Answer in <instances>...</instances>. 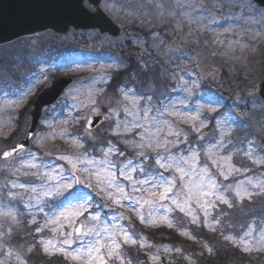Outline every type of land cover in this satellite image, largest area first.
Wrapping results in <instances>:
<instances>
[{
	"label": "snow or ice",
	"instance_id": "snow-or-ice-1",
	"mask_svg": "<svg viewBox=\"0 0 264 264\" xmlns=\"http://www.w3.org/2000/svg\"><path fill=\"white\" fill-rule=\"evenodd\" d=\"M254 3L264 7V0H249L244 7L256 11ZM35 6L55 9L63 6V0H35ZM187 7L191 9L193 6L189 4ZM187 15L191 19L192 13ZM10 25V21L0 16V32ZM120 91L123 97V117L120 114L121 107H118L110 109L104 120H114L110 128L113 135L128 137L122 142L136 153L135 159L128 157L125 151L111 141L100 146V155H93L84 149V143L79 137L69 136L66 129L59 135L70 139L75 148L82 150L76 154H57L55 160L63 161V164L41 160L34 152L26 151L24 144H17L0 153V159L18 165L11 168V176L19 177L22 174L33 176L39 181L25 183L12 179L0 186V197L6 195L11 202L19 196L17 204H22L30 217L27 223L36 225L35 243L27 245V254L21 251L24 245L14 248L9 244L5 248L0 243V254L8 261L14 259L15 264H28V256L39 245L45 255L60 254L69 264H125L127 256L122 250L123 245L151 247L145 238L137 237L123 223L126 218L122 213L102 218L100 204L94 205L93 191L106 201L105 206L110 202L112 206L127 207L141 223L153 226L163 224L172 228L175 225L172 213L178 210L189 218L190 223L197 226L202 223L203 227L214 232L218 230V225H222L220 215H224H213L217 202L233 207L229 194L237 201L251 200L256 193L249 190V185L264 194V178H249L235 184L222 185L211 170L215 168L224 180L241 171L232 163L231 152L225 151L231 144L230 140L225 139L230 131L229 118L221 117L217 120L219 138L202 149L190 143L188 134L177 128L168 117L178 118L190 124L192 132L200 133L201 129L207 127V121L202 117L203 105L191 113L179 111L177 104L188 108L184 100L156 108L150 96L142 102L134 89L124 88ZM183 91L191 95L192 88L184 84ZM88 102L93 106L96 104L91 92L88 94ZM92 111L96 113L98 110L93 107ZM210 111L214 112L215 109ZM85 119V131L91 135L93 119ZM199 139H203V136L200 135ZM92 147L95 148V145ZM146 150H151L154 155H149ZM202 154L208 158L211 166L209 163H201ZM248 155L251 158L252 152L249 151ZM255 162L264 165V160ZM80 187L86 191H79ZM21 215L16 204H4L0 209V218L10 220L12 224H20ZM45 230L50 231L52 236L40 235ZM254 232L255 226L249 224L239 238L225 235L224 239L244 252L264 249V221L255 236ZM12 233L13 228L10 226V238ZM4 235L0 231V241H3ZM187 235L190 239H196L190 233ZM164 251L171 249L164 246ZM151 259L158 260L159 256L153 255ZM0 264H6V260L0 259ZM128 264L132 262L128 261Z\"/></svg>",
	"mask_w": 264,
	"mask_h": 264
},
{
	"label": "rangeland",
	"instance_id": "rangeland-1",
	"mask_svg": "<svg viewBox=\"0 0 264 264\" xmlns=\"http://www.w3.org/2000/svg\"><path fill=\"white\" fill-rule=\"evenodd\" d=\"M247 3H249L247 0H134L133 2L123 4L105 2L102 5V9L115 22L125 28V31L116 41H111L106 37L100 38L95 33H70L62 38L51 36L39 38L38 40L40 41L45 38L41 41L42 45H47V47L52 45L51 48H54L53 54L58 50L57 47L59 45L61 50L60 56L64 54L68 58L63 64H44L43 61L46 56L38 57L37 54L32 53L31 48L35 52H39V44L35 42L29 46L31 48L27 52H20V54L10 56V75L21 72L22 67L20 64L24 68H29L34 57L36 61L39 60L36 62L38 76L31 80L29 86L26 88L22 87L21 83L18 86L13 85L6 78L0 80V140L5 139L14 130L12 126L5 123L8 120V112L11 110L30 109L36 95L43 88H46L52 79L60 77L73 79L72 86L57 103V105L63 104L65 107L67 104H71L68 108V117L79 114L85 120L90 115H108L110 109L118 107H121L120 114L123 117L122 93L119 91L117 95H114L107 92L106 83L110 78L111 71L126 69L128 67V64L124 62L125 56H122L120 50L125 44L132 43L136 46L135 48L140 49L142 58L146 62H150L154 59L153 57H156L166 68L172 71L169 80L171 83L167 84L166 88L167 98L166 100H159L160 105L155 106L156 108L162 107L163 104L170 105L184 100L188 108L185 109L177 104L179 111L191 113L199 105H203L202 114L206 112L209 116L213 113L210 109L217 111L222 107L224 101H230V112L227 116H224L225 118H229L230 123L228 127L231 125V118L233 125L241 127L246 136L249 137L246 143V156L249 162L254 168L263 169L260 172V177H244L238 181L249 178H264V165L255 162L264 160V103L257 99L247 100L243 95L246 85L256 83L264 78V70L259 71V73L263 74L262 76L255 75L256 72L252 73L253 70H251V67L256 64L254 62L261 61L264 58V20L260 18L264 17L262 16V11H259L257 7L254 6L256 11L244 7ZM189 4L193 6L191 9L187 7ZM188 13H192L191 19H189ZM255 15L257 16L256 18L254 17ZM247 18H251L252 22L248 21ZM133 25L136 28L146 27L144 30L147 34H137L134 36L132 31ZM81 34H85L83 36L86 39L83 40L79 37ZM95 39L99 47L105 52L102 49L96 54L94 51H91ZM51 40L54 42H51ZM85 40L88 42V44H83L87 48V56L82 53V46L78 45L85 42ZM60 56L59 62H62L63 59ZM2 65L4 68H7L6 61ZM142 66L144 67V65ZM227 68L237 73L242 69H247L245 73H252L250 74L252 79L249 82H244L243 80L236 82L233 80L232 83L230 80L220 79L219 72H225ZM204 82L213 86L209 100H204L202 96L200 99H197L194 94ZM5 84L6 87L11 89L10 93L2 89ZM184 84L192 88L191 95L183 91ZM90 92L96 100L94 106L88 102V94ZM136 95L142 102L146 99L141 94ZM73 97H76V99H73ZM163 101L166 102L164 103ZM153 104L156 105V103ZM239 106H244L245 108L238 111L237 108ZM93 107L98 110L96 113H93ZM14 115L12 114V116ZM168 119L172 120L177 128L182 129L188 134L190 143L194 146L200 144L198 139L192 140L199 133L192 132L190 124L178 118L168 117ZM113 124L114 120L104 122L103 127L105 128L102 129V132L106 130L107 133H112L110 128ZM39 126L47 131H49V128L55 129L53 123L49 122L46 125V122L42 120ZM35 137L27 151L34 152L44 161H51L57 165L64 163L63 161H56L55 157L51 159L48 157L46 159L41 154L43 140L39 135ZM94 137L96 136L94 135ZM146 151H148L149 155H154L151 150ZM249 151L252 152L251 158L248 155ZM57 154L59 152L52 155L56 156ZM133 154L136 158V153L133 152ZM201 163H209V166H211L208 158L203 154L201 155ZM211 170L216 174L218 181L222 185L235 184L236 182H231L230 179L243 175L235 173L228 180H224L223 177L219 176L215 168ZM165 174L170 175L171 173ZM4 182V177H1L0 183L3 184ZM249 190L256 193L251 200L245 199L241 202L232 196L239 207L238 211H236L237 214H241L247 210L246 205H244L245 201L251 202L260 198L264 201V194H260L257 189L251 188V185H249ZM83 191L86 190L83 189ZM94 195L98 199H101L99 204L101 212L104 213V216L101 215L102 218L106 219L113 213H122L126 218L123 223L128 225L136 236L140 232L133 227L135 222L141 226L149 227L148 231L161 226L141 223L136 214L129 208L112 206L110 202H107V206H105L106 201L97 195L95 191L92 192V196ZM229 195L231 198V194ZM1 201L0 199V209H2L4 204H8ZM220 205L221 203L217 202L216 211ZM16 206L20 211L19 205L16 204ZM177 212L179 211L177 210ZM179 214L181 217L189 219L183 213L179 212ZM81 219L83 220L84 218L81 217ZM247 219L249 220V218ZM0 220L2 222L5 221L4 218H0ZM201 221H203V215H201ZM7 222L11 225L10 220ZM243 228L246 231L248 227ZM258 231L259 229H256L254 236ZM4 241H6V236L0 243L3 244ZM136 245L139 246V244ZM136 245L125 244L122 246V250L127 249L126 247L133 248ZM140 249L151 253L148 258L149 261L152 260L151 257L153 255L161 256L164 254V250L161 251L155 246L140 247ZM258 252H264V249H253L246 253L258 254ZM159 262L160 257L154 263L158 264Z\"/></svg>",
	"mask_w": 264,
	"mask_h": 264
},
{
	"label": "trees",
	"instance_id": "trees-1",
	"mask_svg": "<svg viewBox=\"0 0 264 264\" xmlns=\"http://www.w3.org/2000/svg\"><path fill=\"white\" fill-rule=\"evenodd\" d=\"M262 16L264 17V13L262 14ZM254 17L256 18L257 16L255 15ZM260 18L264 20V18ZM247 20L252 22L251 18H247ZM133 31L136 34L140 32V30L135 26ZM81 38L84 39V36L81 35ZM83 44L88 43L85 41L83 43H79L78 45L82 46V53L86 55L87 48ZM92 46V51H96L99 47V45L97 47L96 39L95 42H93ZM42 49L45 50L46 47L44 46L42 47ZM126 51L129 54L128 58L130 67L124 70H119L112 74L107 91L112 94H116L117 90L132 88L134 89L136 94L141 93L144 96H151L153 100L156 101L158 105H160L158 101L165 100L166 98V90L162 89L160 84L164 81V77L168 76L167 69L162 66L160 60H158L156 57H154V59L150 62H146L145 59L141 58H139L138 60V57H140L139 50L137 48H133V46L129 43L126 47ZM254 63L256 64L251 67V70H264V61H257ZM140 64H144L147 68L144 69L145 66L143 67ZM245 71H247V69H242V73H237L227 68L225 72L220 71L219 78L222 80H230L231 83L233 80H244L246 79L243 75ZM234 73H237L239 77L232 78V75ZM245 74L247 79L251 76L250 74ZM2 78L3 75H0V80ZM147 83L150 86L147 87ZM152 84L158 85L151 86ZM212 89L213 86H210L209 84L204 82L199 87V90L195 91V95L196 97L202 96L206 100H209V98L211 97L210 92ZM229 104L230 101H224L222 107L217 111L211 113L209 116L206 114V112L202 114V117L207 121V127L201 129L200 133L196 134V136L192 138V140L198 139V142L200 143L199 146L201 148H206L208 143L213 142L215 139L219 138V131L216 128L217 120H219L221 117L227 116V114L230 112ZM244 108V106H239L237 110H243ZM18 115L19 119L14 122V127H16V129L19 128L18 126L24 120V114L20 113ZM213 117H215V119H213ZM231 122H233L232 118ZM231 125L230 131L225 136V139L230 140L231 144L225 151L231 152L232 163L237 168L241 169V171L237 173L243 174L242 176L245 177L259 174L260 172L258 171V169L249 166L248 159L245 157L243 147H245V143L248 137H245L246 134L240 127ZM17 131L13 134L12 137H9V139L5 141L7 147L12 145L17 140ZM200 135L203 136V139H199ZM121 138L123 139V137ZM109 141L116 144L122 151H125L128 157H133V150L124 146L122 140L118 141L117 138L110 135H101L99 137L96 146L97 151L99 152L100 146L106 145ZM84 145L87 148V145L85 143ZM231 199L232 202H235L232 196ZM256 201L257 204L254 206L253 211L248 210V212L242 213V216H244L243 220H248L247 218H251L252 220L249 224L254 223L258 227L260 220H264V201L261 198L255 199V202ZM246 203L247 202H244V204ZM235 204L236 203L233 204L234 209L231 211H227L228 206L224 204L220 205L219 211L214 212V216L220 215V213L224 214L220 215L222 225H218V230L215 232L203 227V224L197 226L190 223L188 219L181 217L179 212L177 211L173 212V216L175 217V226H173L172 228H169L165 225L163 228L162 226H160L158 228H154L157 230L152 229L148 231L149 227L137 225V223H134L133 227H135V229L140 232L137 237L145 238L150 243L151 247H158L161 251L164 250V246H167L169 249H171V251H164V254L159 256L160 264H242L244 263V261H239L234 257V255H239L238 250L228 244L227 240L224 239L225 235L238 236V232H240L239 225H241L242 221L239 219L240 217L235 213L237 209V207H235ZM225 211H227V214ZM29 219L30 217H28V220ZM28 220H23L20 224H18V232L13 237V242L18 243L19 246L20 244H24L25 242H27L25 243L26 247L22 248L21 250L25 254H27V245L35 243L34 237H36V234L34 232L36 225H29L27 223ZM188 233H190L192 236H195L196 239H190L187 235ZM38 247L39 246L37 245L36 249L28 256V263L40 257L41 252L39 251ZM177 248L181 249V251H175V249ZM209 249L211 251H209ZM123 252L127 256L125 264H128V261H131L132 264H149L148 258L151 253L142 251L138 245L133 248L124 250ZM42 259L44 260L43 262H41L42 264H55L54 260L50 262L45 258ZM56 262L57 264H66V262H64L63 260H59ZM116 264H119V262H116Z\"/></svg>",
	"mask_w": 264,
	"mask_h": 264
},
{
	"label": "water",
	"instance_id": "water-1",
	"mask_svg": "<svg viewBox=\"0 0 264 264\" xmlns=\"http://www.w3.org/2000/svg\"><path fill=\"white\" fill-rule=\"evenodd\" d=\"M104 1L123 3L130 0H88V2L86 0H63V6L55 9L39 8L35 6V0H0V16L11 22L10 27L0 32V47L16 39L34 38L45 34L63 36L70 31L97 32L100 37L107 36L115 41L121 36L123 27L114 23L102 10L101 5ZM254 5L259 10H264V7L255 3ZM70 83V80L53 81L49 89L37 98L33 104L35 109L30 115V129L25 136L26 139L20 144L28 146L42 108L54 104ZM245 96L246 98H258L264 102V79L246 88ZM91 118L94 124L92 130L99 125L102 118Z\"/></svg>",
	"mask_w": 264,
	"mask_h": 264
},
{
	"label": "bare ground",
	"instance_id": "bare-ground-1",
	"mask_svg": "<svg viewBox=\"0 0 264 264\" xmlns=\"http://www.w3.org/2000/svg\"><path fill=\"white\" fill-rule=\"evenodd\" d=\"M48 36H50V34H45V37H48ZM12 43H14V44H16V45H19V46H21L22 48H24V47L27 46V45H26V42L23 41L22 39H16V40H13ZM3 47H4V44L1 46V48H3ZM1 62H2V56H1V54H0V64H1ZM20 66L23 67L21 64H20ZM0 67H1V65H0ZM237 77H239L237 73H234V74L232 75V78H237ZM242 77H243V76H242ZM232 78H231V79H232ZM2 89H3L5 92H7V93H10V92H11V89L8 88V87H6V86H4Z\"/></svg>",
	"mask_w": 264,
	"mask_h": 264
}]
</instances>
